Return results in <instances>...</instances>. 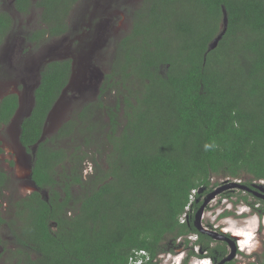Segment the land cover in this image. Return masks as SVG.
<instances>
[{"label": "trees", "instance_id": "obj_1", "mask_svg": "<svg viewBox=\"0 0 264 264\" xmlns=\"http://www.w3.org/2000/svg\"><path fill=\"white\" fill-rule=\"evenodd\" d=\"M81 1L15 0L12 8L23 16L41 11L39 28L20 36L12 9L1 8L0 0V48L15 37L38 46L70 34L68 19ZM123 9L132 26L116 43L99 103L84 105L77 119L45 141L48 118L71 83L73 61H53L25 76L38 72L40 78L20 136L31 155L38 144L32 170L37 190L11 201L6 219L0 204V230L16 236L12 255H27L24 264H135L140 251L148 254L144 264H160V255L174 253L164 244L168 237L187 249L190 235L206 256L190 248L184 264L196 256L220 264L228 245L196 228L197 200L213 192L214 177L248 176L250 187L264 181V0H141L138 8ZM98 32L90 30L77 43L85 63L92 51H101ZM90 74L87 68L83 76L89 80ZM114 91L115 105L106 104ZM19 108L17 94L0 101V130ZM67 140L77 146L62 147ZM91 144L104 160H93L87 177L85 149ZM9 183L0 165V194L7 195ZM246 264H264V254Z\"/></svg>", "mask_w": 264, "mask_h": 264}, {"label": "rangeland", "instance_id": "obj_2", "mask_svg": "<svg viewBox=\"0 0 264 264\" xmlns=\"http://www.w3.org/2000/svg\"><path fill=\"white\" fill-rule=\"evenodd\" d=\"M14 1V0H13ZM37 1V0H35ZM141 0H128L127 3L122 4L121 0H82L79 4L74 6L71 11V15L68 19V24L72 27V32L59 39H48L43 41L38 46L26 41L23 42L19 37H15L9 40V45H3L0 48V101L10 95L17 94L21 100V109L13 119L11 124L0 131V165L4 168L9 176L10 183L6 193L0 194V204L2 207V216L6 219L7 214L10 213L9 203L19 201L36 191V187L32 181V170L34 158L32 155L26 153L20 144V124L25 117L28 109L31 107V95L33 88L39 81L38 72L31 78V72L36 71L43 65V62L47 60H64L72 59L75 68L77 62L80 63V68L76 69V76L73 75L69 88L64 92L62 98L55 105L46 128L45 137L50 138L65 122L71 118L77 119V113L82 109L84 105L89 102L99 103L98 95L100 93V87L105 82V76L110 73L111 63L114 60L116 43L126 34L129 33L132 23L130 17L127 16L124 6L127 4L129 8L136 9L139 7ZM5 6H2L4 10L12 9V15L14 18V31L20 32L21 35H28L30 31L40 26L41 11L33 9L30 15L23 16L16 13L12 8V0H4ZM114 6V7H113ZM6 8V9H5ZM99 29L98 36L100 34L101 41L99 47L101 51H92V55L88 56L91 59L90 68L93 72L90 74V79L86 80L83 76L86 58L83 55H78L76 60V54L73 55L71 46L74 50L77 47L79 41L84 42L87 39V34L90 30ZM17 30V31H16ZM18 36V35H16ZM70 47V48H69ZM71 51V52H70ZM96 55V56H95ZM67 57V58H66ZM88 63V62H86ZM88 63V64H89ZM31 69L28 73V70ZM97 80V81H96ZM115 85V84H114ZM113 85V86H114ZM115 89V88H113ZM109 95V94H108ZM118 97V95H117ZM116 94L115 91L106 97V104L115 105ZM104 106V105H103ZM105 108V107H104ZM105 109L101 111L99 115L102 118V125L106 126L109 123V117L104 113ZM80 121V120H79ZM62 147L72 149L77 146V143L72 140H67L61 143ZM94 145V144H93ZM92 144L86 147L85 152L89 159L87 160V169L85 174L87 177L93 170L92 161L104 160L103 156L98 157L99 153L96 146ZM104 145H102V148ZM101 148V149H102ZM85 176V177H86ZM249 177L245 176L242 180L244 183L249 181ZM224 177H214L212 179L213 191L223 187L226 182ZM230 193L231 196L228 197ZM246 197L249 202L255 203L256 206L260 204V208L263 205L255 197L248 193H243L239 189H227L222 192L218 197L214 198V202H209L204 210V223L213 228L212 230L228 231L229 228L243 227L254 234L256 224L259 223L258 212L251 211L252 213H246L243 217H240L239 213L245 209H248L247 203L242 200ZM207 196L202 198V203H205ZM12 210V208H10ZM1 211V209H0ZM249 211V209H248ZM223 216L224 214H227ZM259 215V214H258ZM263 225H257L260 228L259 235L256 233V238L245 252H241L240 255L234 257L231 264H246L250 261H254L259 256L264 254V217ZM206 227V226H205ZM55 224H52V229L55 230ZM16 236L14 237L10 230H0V264H24L28 259L27 255L13 254L18 250L16 243ZM171 237L164 242L166 248L174 249V253L162 254L159 256L160 264H174L175 258L177 262L180 260V256L183 255V259L188 255L190 248L195 243L196 238L194 236H188L186 239L189 241L187 249L181 247H175L171 241ZM215 240V239H214ZM217 241V240H216ZM184 242V240H183ZM182 242V243H183ZM180 244V239L177 241V245ZM246 246V245H245ZM229 253L231 252L232 248ZM195 253L199 250L194 249ZM200 253V252H199ZM203 254V253H201ZM205 254V253H204ZM32 258L34 254L30 255ZM201 259L198 257H191L188 264H200ZM183 262V260H182ZM212 264V260L210 261Z\"/></svg>", "mask_w": 264, "mask_h": 264}, {"label": "clouds", "instance_id": "obj_3", "mask_svg": "<svg viewBox=\"0 0 264 264\" xmlns=\"http://www.w3.org/2000/svg\"><path fill=\"white\" fill-rule=\"evenodd\" d=\"M38 83V82H37ZM37 83H36V85L34 86V88H33V93H35V89L39 86H37ZM39 84H40V78H39ZM5 98V97H4ZM35 98V97H34ZM20 109H21V100H20V108H19V110L17 111V113L20 111ZM52 113V112H51ZM17 115V114H16ZM16 115H15V117H16ZM51 115V114H50ZM14 117V118H15ZM24 118H26V116L24 117ZM24 118L22 119V121H21V124H20V132H22L21 131V125H22V122H23V120H24ZM13 121V120H12ZM48 122H49V118H48ZM11 124V123H10ZM9 124V125H10ZM48 124V123H47ZM8 125V126H9ZM20 136H21V134H19V140H20ZM45 137V136H44ZM43 141H45V139H43ZM20 144H21V142H20ZM38 145V144H37ZM21 146H22V144H21ZM36 146V145H35ZM35 146L32 148V156H33V158H34V155H35V152L33 151L34 149H35ZM23 147V146H22ZM23 149L26 151V153L27 154H29V155H31L29 152H27V150L23 147ZM33 164H34V162H33ZM5 170V169H4ZM6 171V170H5ZM7 172V171H6ZM8 173V172H7ZM31 178H32V176H31ZM226 180H230V181H241L242 183H244L242 180H240V179H230V178H228V179H226ZM264 182V181H263ZM34 183V182H33ZM225 183V182H224ZM254 183H260V181H257V182H254ZM245 184V183H244ZM254 185V184H253ZM243 191V190H242ZM243 192H245V191H243ZM194 196H196L197 195V191H193V193H192ZM211 194V193H210ZM219 196V195H218ZM217 197V196H216ZM215 197V198H216ZM192 200H194L193 198H191ZM212 201V200H211ZM210 201V202H211ZM214 202V200L212 201V203ZM247 208L249 209V211H248V209H245V210H243L242 212H240L239 213V215H240V217H243L247 212L248 213H252L253 211H255V212H258V214H257V216H259V223H257L256 224V228H255V230H254V234L250 231V234H251V241L253 240V242H254V240L256 239H254V238H252V236H256V233H258V232H260V228H257V227H259L260 225H261V223H262V225H263V220H262V218L261 217H264V216H261L260 215V212L257 210L258 208H260V205L258 204L257 206L255 205V207H252L250 204H247ZM188 211H190L189 210V208H187L186 209V212H188ZM252 211V212H251ZM203 213H204V211H203ZM203 216V215H202ZM183 217H185V219H184V221H186V219H187V213L186 214H184L183 216H182V218ZM181 218V222L183 223L184 221H182L183 219ZM202 225H203V227L205 228V229H209L210 228V226H208V225H205V223L202 221ZM257 225H259V226H257ZM206 226V227H205ZM207 227H209V228H207ZM240 229H243V230H245V231H247V229L246 228H243V227H239ZM209 230H212V229H209ZM238 230L239 229H236V228H229L228 229V231H225V230H222L221 232H219L218 230H213V231H216V232H218V233H220V234H223V235H225V236H227L228 238H230L233 242H234V244L236 245V248H237V253H236V256L238 255V252H245V251H247V249H249V247L250 246H248V247H246L243 251L241 250V247H240V241H241V239L239 238V236H237V232H238ZM247 233V232H246ZM230 236H228V235ZM258 235H259V233H258ZM190 236H194L195 238H196V241H195V243H193V246H192V248H193V250L195 249V248H197L198 250H199V252L197 251V253L196 254H201V253H203V255H205L206 253L205 252H203L202 250H201V248H200V246H197V245H195L196 244V242H197V236L196 235H190ZM181 242V241H180ZM236 242V243H235ZM252 243H250V245H251ZM230 248H231V245H230ZM232 251V250H231ZM190 252V251H189ZM195 252V251H194ZM205 253V254H204ZM231 253V252H230ZM170 254H172V253H170ZM206 256V255H205ZM143 257H146L147 259H148V254L146 253V252H144V251H140V252H136L135 253V256L132 258V261L135 263V264H144V260H143ZM187 257V256H186ZM186 257L183 259V255L182 256H180V260L177 262L176 260H177V258H175V260H174V264H184V262H185V260H186ZM196 257H198V256H196ZM199 259H201L200 260V263H202V262H208V264H211L210 263V261L212 260L211 258H209V257H198ZM182 260H183V262H182ZM212 264H213V260H212Z\"/></svg>", "mask_w": 264, "mask_h": 264}, {"label": "water", "instance_id": "obj_4", "mask_svg": "<svg viewBox=\"0 0 264 264\" xmlns=\"http://www.w3.org/2000/svg\"><path fill=\"white\" fill-rule=\"evenodd\" d=\"M227 26V21L225 19V27ZM222 35L219 36V38H217L215 40V42L211 45V47H215V45L217 44V42L221 39ZM39 85V81L37 83V86ZM34 105H35V98H34V93L32 92V95H31V107L30 109H28V112L26 113V117L30 116L32 111H33V108H34ZM22 106V104H21ZM50 118V116H49ZM21 134V132H20ZM44 139V137L40 140L42 141ZM37 147L38 145L35 146V149L33 150L35 153H36V150H37ZM35 185V183H34ZM36 187V185H35ZM37 189V187H36ZM227 189H239V190H243L245 192H253L257 197H262L264 198V182L263 181H260V183H254V185L252 187L250 186H247L246 184L242 183L241 181H230V180H227L224 184H223V187L213 191L207 198L206 202L202 205V207L200 208V210L198 211V213L196 214V218H195V225H196V228L203 234H208L210 235L213 239L215 240H219V241H227L230 245H231V248H232V251L231 253L229 254V256L224 259L222 261L221 264H225L227 261H231L234 257H236V253H237V248H236V245L234 244V242L228 238L227 236L223 235V234H220L216 231H213V230H209V229H205L202 225V215H203V211H204V208L205 206L211 201L213 200L216 196L220 195L222 192H224L225 190Z\"/></svg>", "mask_w": 264, "mask_h": 264}, {"label": "flooded vegetation", "instance_id": "obj_5", "mask_svg": "<svg viewBox=\"0 0 264 264\" xmlns=\"http://www.w3.org/2000/svg\"><path fill=\"white\" fill-rule=\"evenodd\" d=\"M14 1H15V0H14ZM14 1L12 0V5H13V2H14ZM15 12L18 13V14H20V15H22L20 12H17L16 9H15ZM94 39H95V42H96V41L98 40V37H95ZM9 40H10V39H7V40H6V43H5L4 45H6V44L9 45ZM24 41H25V40L23 39V42H24ZM99 44H100V43H99ZM69 48H70V47H69ZM71 48H72V51H73V55L76 54V60H78L77 47H76L75 50H74L73 46H71ZM70 52H71V51H70ZM66 58H67V57H66ZM58 60H59V59H56V60H47L46 62H43V65H42L41 67L43 68V67H44L45 65H47L48 63L53 62V61H58ZM85 65H86V66H85ZM85 65H83V67H85L84 72L82 71V72H83V75L86 74V69H87V68H90V65H89L88 63H85ZM76 66H77L78 68L81 67V66H80V63H78V62H77V64H76ZM41 67H40V68H41ZM77 67L75 68L74 63H73V69H72V72H73V73H72V77H73L74 74H75V76H76V69H77ZM40 68H39V70H40ZM42 68H41V69H42ZM30 70H31V69H29L28 71H30ZM36 70L38 71V68H37ZM0 131H1V130H0ZM1 167H2V166H1ZM242 192H243V191H242ZM243 193H248L249 195L255 197V198L258 199L259 201H264V198H262V197H257L253 192H249V191H248V192H243ZM209 195H210V194H209ZM209 195H206L207 198H208ZM203 197H205V195H204ZM203 197H202V198H203ZM217 197H218V196H217ZM202 198H201V200H202ZM201 200H199V199L197 200L198 204H201L200 208H201L202 205L204 204V203H202ZM260 203H261V202H260ZM259 205H260V204H259ZM261 207H262V206H261ZM200 208H199V210H200ZM260 209H261V208H258L257 210L260 211ZM199 210H198V211H199ZM206 210H207V208H206ZM206 210H204V213H203V216H202V221H203V222H204V215H205V213H206ZM198 211H197V213H198ZM197 213H196V214H197ZM195 218H196V216H195ZM210 228H213V227H210ZM227 235H228V234H227ZM228 236H229V235H228ZM229 237H230V236H229ZM180 241H181V240H180ZM225 242L227 243L228 247H230V244H229L227 241H225ZM235 243H236V242H235ZM229 251H230V249L228 250V255H227L224 259H226V258L229 256V254H230ZM240 254H241V252H238V255H240ZM238 255H237V256H238ZM224 259H223V260H224ZM223 260H222V261H223ZM232 261H233V260H232ZM232 261H230V262L232 263ZM199 263H200V262H199ZM204 263H207V264H208V262H202V263H200V264H204ZM221 263H222V262H221ZM221 263H220V264H221ZM213 264H218V263H214V262H213Z\"/></svg>", "mask_w": 264, "mask_h": 264}, {"label": "bare ground", "instance_id": "obj_6", "mask_svg": "<svg viewBox=\"0 0 264 264\" xmlns=\"http://www.w3.org/2000/svg\"><path fill=\"white\" fill-rule=\"evenodd\" d=\"M238 229V228H237ZM247 231L243 230V229H239L237 232V236H239V238L241 239L240 241V247L241 250L243 251L246 247L250 246L248 243L250 242V233H246ZM248 242V243H247ZM246 245V246H245ZM207 264V263H204Z\"/></svg>", "mask_w": 264, "mask_h": 264}, {"label": "built area", "instance_id": "obj_7", "mask_svg": "<svg viewBox=\"0 0 264 264\" xmlns=\"http://www.w3.org/2000/svg\"><path fill=\"white\" fill-rule=\"evenodd\" d=\"M182 219H183L182 221H184L185 217H183Z\"/></svg>", "mask_w": 264, "mask_h": 264}]
</instances>
